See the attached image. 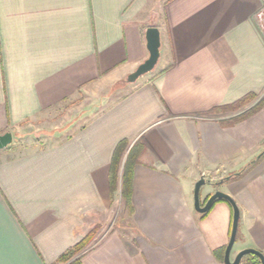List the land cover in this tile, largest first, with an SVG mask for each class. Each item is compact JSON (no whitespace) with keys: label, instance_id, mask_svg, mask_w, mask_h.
Instances as JSON below:
<instances>
[{"label":"crops","instance_id":"crops-1","mask_svg":"<svg viewBox=\"0 0 264 264\" xmlns=\"http://www.w3.org/2000/svg\"><path fill=\"white\" fill-rule=\"evenodd\" d=\"M263 4L0 0V134L13 136L80 95L123 87L148 57L146 29L160 33L158 61L128 91L102 95L98 109L53 131L46 146L0 150V264H66L56 259L95 225L79 264H223L232 207L222 199L197 212L200 177L208 184L200 205L222 191L239 209L233 256L246 248L264 254V104L235 123L236 113L218 110L248 94L255 99L246 108L264 100L255 16ZM120 141L127 148L112 190ZM136 142L125 224L103 230Z\"/></svg>","mask_w":264,"mask_h":264},{"label":"rangeland","instance_id":"rangeland-1","mask_svg":"<svg viewBox=\"0 0 264 264\" xmlns=\"http://www.w3.org/2000/svg\"><path fill=\"white\" fill-rule=\"evenodd\" d=\"M144 75L145 74L139 76V78L135 82H124L123 87L117 86L115 90L114 88H112L110 90L111 93L106 91L109 89V87H107L105 90H103L102 95L106 96L108 94V98L120 96L124 92L128 91L130 87L135 85V83L141 81L144 78ZM101 96L99 97L98 95L94 94L80 95L75 100L66 102L65 104H61L60 107L55 111V113H53L52 111L51 113L34 118L26 127L21 128L19 132H13L14 135L12 136V142L11 144H9L10 147L7 149V152L10 155H15L28 150H32V148L34 149L37 147L46 146V144H49V142H51L52 140V136L54 135L53 131L58 130L59 127L69 121L75 123L74 126H76L77 124H81L86 119L82 116L79 118L81 114L86 113V116L91 115L96 109H98L99 105L104 103V101L106 100L101 99ZM236 112L238 111H235L234 113ZM207 187V182L202 184L200 186V189H198L199 195H202L204 189H206ZM121 201L122 198L121 195H119L118 204L114 201V205H112L113 211L111 212L108 219L109 221L106 225V229L103 230H108L113 225L125 224L124 218L126 217V209L124 208V204L123 202L121 203ZM99 229L100 225H95L91 242L95 241L94 239L97 236V232H99ZM235 248L236 245L233 244L230 252V259L234 258L232 252L235 251Z\"/></svg>","mask_w":264,"mask_h":264},{"label":"trees","instance_id":"trees-1","mask_svg":"<svg viewBox=\"0 0 264 264\" xmlns=\"http://www.w3.org/2000/svg\"><path fill=\"white\" fill-rule=\"evenodd\" d=\"M255 95L253 94H248L245 95L244 97H241L240 99L236 100L234 103L230 104V105H226V106H222L220 107L221 111H231V112H236V115H234L231 118V123H235L238 122L240 120H243L244 118L250 116L251 114H253L257 109H259L263 104H264V100L261 99L257 102H255L253 105H251L250 107H247V105H249V103H251L255 98ZM127 148V143L125 141H120L115 150L114 153L112 154V161L110 163V173H109V180L110 181V186L111 189L114 190L116 187V180L118 178V168L119 167V161L121 158V154H123V152L126 150ZM141 150V145L140 143H134L128 150L125 158V162L123 165V173H122V177H121V187H120V195L123 201V206L125 209H129L131 205V166H133L138 158V153ZM264 154V151L260 154V156L258 158H260L262 155ZM257 158V159H258ZM256 161V160H254ZM254 161L251 162V164L254 163ZM250 164V165H251ZM248 165V166H250ZM247 166V167H248ZM246 167V168H247ZM245 170V169H244ZM242 172V171H241ZM232 178L235 177L234 175H231ZM209 197V196H208ZM222 200V199H219ZM217 201V200H216ZM95 227H93L92 230H90L89 232H87L84 237L78 241L77 243H75L74 245L70 246L67 250H65L59 257L57 260V262H62V263H66V264H79L80 262V258L83 256V254L87 251V249L90 247V245L92 244L91 239L93 237V232H94ZM91 242V243H90ZM224 248L220 249V251L218 252L219 254V259L222 260L223 258V252H224ZM240 264H261L259 258L253 254H246L242 257Z\"/></svg>","mask_w":264,"mask_h":264},{"label":"water","instance_id":"water-1","mask_svg":"<svg viewBox=\"0 0 264 264\" xmlns=\"http://www.w3.org/2000/svg\"><path fill=\"white\" fill-rule=\"evenodd\" d=\"M159 36H160V33H159L158 28L150 26L146 29L144 38H146V47H147L146 50L148 51V57L145 59V61H143L142 63H139V65L133 72L129 73L126 76L127 82H130V83L135 82L139 78V76L150 72L154 68L156 62L158 61L159 55H160V50H158L160 48V37ZM11 142H12V134H10L8 131L0 134V150L6 148L7 145L11 144ZM204 182H205L204 177H200L196 181L194 185V189H192L193 198H194V202H193L194 208L197 212L199 213L206 212L210 208L212 203L219 199L226 200L227 202L230 203L232 207V213H231L232 220H231V226H230L231 227L230 235H229L228 242L223 252L224 254L223 264H240L242 257L246 254H253L257 256L261 264H264V254L253 248H246V249L240 250L236 252V255L233 259H230V252L234 244V241H235L234 239L236 238V233H237V228H238L237 226H238L239 215H240L239 209L236 203L232 201L233 199L222 191H214V193H212L207 198L204 204L200 205L198 189H200V186L204 184Z\"/></svg>","mask_w":264,"mask_h":264},{"label":"built area","instance_id":"built-area-1","mask_svg":"<svg viewBox=\"0 0 264 264\" xmlns=\"http://www.w3.org/2000/svg\"><path fill=\"white\" fill-rule=\"evenodd\" d=\"M256 21L261 33L264 35V4L256 13Z\"/></svg>","mask_w":264,"mask_h":264}]
</instances>
